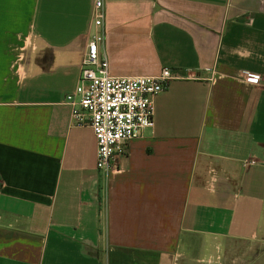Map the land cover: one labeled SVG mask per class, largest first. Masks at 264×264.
Listing matches in <instances>:
<instances>
[{"label":"crops","instance_id":"obj_1","mask_svg":"<svg viewBox=\"0 0 264 264\" xmlns=\"http://www.w3.org/2000/svg\"><path fill=\"white\" fill-rule=\"evenodd\" d=\"M94 8L0 0V264H264V0ZM99 33L110 76L183 75L109 175L65 103Z\"/></svg>","mask_w":264,"mask_h":264},{"label":"built area","instance_id":"obj_2","mask_svg":"<svg viewBox=\"0 0 264 264\" xmlns=\"http://www.w3.org/2000/svg\"><path fill=\"white\" fill-rule=\"evenodd\" d=\"M104 25L103 0H95L94 26ZM104 34L94 35L82 64L79 83L66 97L71 116L78 126H89L97 142V169L106 175L119 172L117 158L126 154V145L154 128L155 98L173 80L183 75L164 68L157 77L116 78L109 75L107 58L100 55ZM237 80L260 85L262 77L244 71ZM248 162L247 165H255Z\"/></svg>","mask_w":264,"mask_h":264}]
</instances>
